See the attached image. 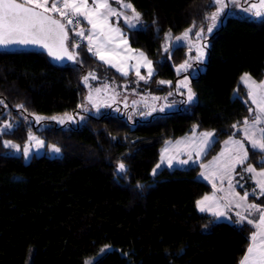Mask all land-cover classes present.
<instances>
[{"label":"trees","instance_id":"trees-1","mask_svg":"<svg viewBox=\"0 0 264 264\" xmlns=\"http://www.w3.org/2000/svg\"><path fill=\"white\" fill-rule=\"evenodd\" d=\"M123 1L141 17L138 28L121 26L154 68L139 83L148 93L166 96L184 75L177 67L189 64L192 50L180 45L166 52L165 34L205 25L213 0ZM68 31L72 51L78 37ZM207 44L208 60L192 79L195 101L146 119L108 112L49 128L30 127L20 116L76 113L90 83L138 76L120 74L89 52L86 42L75 49V61L55 60L39 49L0 47V124L11 114L20 118L9 133L17 143L24 144L36 130L62 151L25 161L0 138V264H240L252 225L218 221L200 212L195 201L214 191L199 178L200 165L226 138H242L238 128L256 115L241 77H264V20L225 15ZM89 73L96 79L89 77L86 86L83 77ZM194 126L215 136L200 163L163 167L153 176L162 146L192 133ZM121 162L126 173L117 172ZM246 163L264 167V153L248 146ZM252 198L264 207V196Z\"/></svg>","mask_w":264,"mask_h":264},{"label":"snow or ice","instance_id":"snow-or-ice-1","mask_svg":"<svg viewBox=\"0 0 264 264\" xmlns=\"http://www.w3.org/2000/svg\"><path fill=\"white\" fill-rule=\"evenodd\" d=\"M115 2L119 4L121 8L131 10L132 15L124 17V21L127 25L131 27L134 26L135 22H139L141 14L136 12L130 3L123 2V0H115ZM231 2L234 4L236 0H231ZM213 3L216 6V11L212 12L210 16L205 17L206 20L210 21L206 27V33L208 34L212 33L213 30L222 23V17L226 15L225 9L228 7L226 0H213ZM244 11H251L255 17L264 20V0H258V3H252L250 8H246ZM51 13H58L61 19L54 18ZM120 15H123V13L117 12L115 8L111 7L109 0H91V5L89 4V0H51L50 6L49 0H0V47L35 46L42 50H46L47 55L55 60H63L66 58L69 61H75L78 56L75 49L81 45L79 43H73L71 45L72 51L69 50V31L67 26L73 24L78 26L80 20L74 18L83 17L87 24L91 26L88 29V34L87 36L85 35V30L83 28L79 30L72 29L75 35L81 39H87L89 52L93 53V55L98 57L101 61L112 64L114 56H110L109 53H114L115 51L110 47L116 39L113 33L120 35L122 43L127 44V41L122 39L121 30L118 27H113L109 21V17ZM63 21H66V23ZM195 27L196 25L193 23L191 28L187 29L182 36H177L175 40L178 42L182 41L192 33V29ZM195 37L198 41H201L197 56L195 57L196 60L200 61L203 59V50L208 47L205 28L201 27L196 31ZM94 38L97 41L95 48L93 47ZM169 39H171L170 32L165 34V40L167 41ZM164 50L167 52L168 48L165 47ZM139 55L145 62L143 66L148 69V78H150L153 74L151 67L152 61L148 60L142 52ZM112 66L115 67L116 65L113 64ZM188 67H190V65L185 61V63L178 67L177 71L186 70ZM117 70L122 71L119 68ZM124 74L126 75L127 73ZM136 74L140 79H145L144 76H140L139 69H137ZM89 77L96 79L94 74L89 73V75L83 77L85 84H87ZM241 80L245 83L250 82L248 83V96L252 103L256 105V115L251 122H249L248 119L243 121V139H233L230 137L224 142L226 150L228 151L227 156L225 152L222 151L219 156L213 158L210 164L200 165L202 169L214 168L219 164L221 159L224 160L223 165L216 168L211 175L206 171H202L200 176L210 180L218 178L221 183L227 179V191L229 195L220 198L216 197V185L214 183L213 194L204 195L201 199L196 200L195 204L200 212L210 213L214 218H227L233 204L237 208L244 207L248 215L237 212L236 223L243 224L247 222L249 225H252L255 231L250 235L249 246L240 264H264V207L254 203H245L249 193L245 192L242 197L239 196V193L234 192L235 185L233 184V173L235 172L236 166H243L248 160V149L245 147V141L253 150L264 153V127H258V125H264V81L257 83L252 80L249 74H244ZM159 83L164 84L166 82L159 81ZM179 86L187 88V100L184 102H192L195 93L188 87L187 77H185V80L181 82ZM104 87L107 89L108 86L105 85ZM95 91L96 93H100L101 89L97 88ZM169 95H172V93L170 92ZM86 99L89 103L93 104L94 107L98 108L97 101L93 99L91 93H89ZM0 103H3V101H0ZM18 107L23 108V105H19ZM85 110L87 109L85 108ZM156 110L157 109L154 107L151 109L153 112ZM159 111L163 112L164 108L161 107ZM249 111L251 112L253 110L249 109ZM145 114L150 115L151 113ZM43 119L44 117H35L37 123ZM50 119L63 124L66 119L71 121L74 117L65 114L64 117L53 116ZM81 119H83V117H81ZM12 127L13 125L11 123H5L3 125L4 130L11 129ZM195 127L196 126H194V135L191 140L185 138V141L176 142L177 145L181 143L186 144L188 147V151L186 152L188 158L177 160L176 155L167 156L166 153L168 149L165 148L161 155V161L152 169L153 176L158 174V170L161 169L165 163L169 168L175 166L173 161H177L181 165L189 164L190 161L196 163V161L193 160V154L199 158L201 154L206 151L207 146L214 142V133L211 131L199 133V141L197 142L195 139ZM232 127L236 128L237 125L234 124ZM33 142L40 148L44 147V141L32 135H29L28 143H26L22 149L20 145L14 144L11 141H3V147L14 149L17 152L22 151L23 157L28 159L31 156L30 145ZM229 145L231 148H228ZM49 148L52 152H60V148L55 145H50ZM126 171L125 164L122 162L119 163L117 172L126 173ZM242 171L252 174L249 176V179L255 181L256 188L260 190V195H264V169L257 171L254 166L249 164L247 167H244ZM217 173H219L218 177ZM142 187V185H137L138 189ZM219 190L224 191L223 188ZM255 193L256 189L254 188L252 194L255 195ZM222 200L224 201L223 203H221ZM253 212L258 214L255 219L249 218ZM213 223H216L215 219ZM84 264H92V261H85Z\"/></svg>","mask_w":264,"mask_h":264},{"label":"rangeland","instance_id":"rangeland-1","mask_svg":"<svg viewBox=\"0 0 264 264\" xmlns=\"http://www.w3.org/2000/svg\"><path fill=\"white\" fill-rule=\"evenodd\" d=\"M226 3L228 4V7L225 9V13L228 16L258 18V17H255L251 11H249V12L244 11V9L250 8V5L252 3H258V0H236V3H234V4L231 2V0H226ZM50 4H51V0H49V6H50ZM215 11H216V6L212 12H215ZM124 15L125 16H131L132 12L131 11H125ZM223 17H225V15ZM223 17H222V20H223ZM77 19L80 20V27L75 25V29L79 30L80 28H83L85 30V35H86L88 29L84 23V20L82 19V17H79ZM209 23H210V21L208 20V22L205 25L197 27V28H193L192 33H190L189 36L186 37L185 39H183L182 41L178 42L175 40V38L177 36H182L187 29L184 32L179 33V34L174 35L171 33V39H169L167 41L165 40L167 48H171L173 46L184 45L187 48L192 50L190 52L191 56L189 59L190 67H188L186 70L179 71L181 73H184V75L181 78H179V80L177 81L175 89L171 88L170 92L172 93V95L168 94L165 96L162 94H154L151 92L148 93L149 91L145 87L140 85L139 81H141L142 79H140L139 76L135 80L121 81V82L117 81V80H111V81L108 80L106 82H101V83H98L96 85L95 84L92 85L90 83V87H88V89H87L86 97L89 95V93H91L93 96V99L97 101L98 108L94 107L93 104L89 103L85 97L84 103L81 105L78 112L66 113V114L72 115L74 117V119L71 121L66 119L65 123L60 124L57 121H54L50 118L49 119L44 118L39 123H37L35 120V117H37V115H34V116L21 115L20 118H22L23 121L26 122L27 125L30 127L33 125L34 128H35V126L41 127V128H49L50 126H52L54 124L56 126H63V125L69 126V125L77 124L78 122H83L84 120H86L89 115L98 116V115L105 114L108 112H112L113 114H119V115L126 116L128 119L134 121L135 119H146L154 113H159V112L162 113L161 111H159V109L161 107L164 108L163 112H170V111L178 110L180 108L181 102L184 100H187V88L180 87L179 85L181 84V82H183L185 80V77H187L188 87L191 88L192 92L194 93L193 86H192V79L198 75L200 69H203L205 67L204 64H206V62L208 60V49L207 48H205L203 50L204 55H203L202 60L198 61L195 59V57L197 56L198 49L200 47V43H201V41H198L197 38L195 37V32L198 31L201 27H204L205 28V34L208 37L213 32H215L221 25V23H220L219 27L215 28L212 33L208 34V33H206V27ZM112 26L115 27L113 24H112ZM127 26L129 28H138L140 26V20H139V22H135L134 26H131V27L129 25H127ZM115 37H116V35H115ZM77 40H78V43H80V44H83L85 42V39H80V37H78ZM96 43H97V41L94 38L93 44L96 45ZM110 47H112L113 49H117L114 44H112ZM197 62H200V64H198ZM177 69H178V67H177ZM140 76H142V75H140ZM143 76L145 77V79H143V81H147L148 76L147 75H143ZM251 78H252V80L256 81L257 83L264 81V77L260 81L254 79L252 76H251ZM242 83L246 86L247 91H248V83H250V82L245 83L244 81H242ZM88 85H89V82H87L86 86H88ZM105 85L108 86L107 89H105V87H104ZM97 88L101 89L100 93H96L95 89H97ZM113 97H114V99H113ZM193 101H195V96H194ZM188 103H191V102H188ZM253 106L256 109V105L253 104ZM153 107L157 109L154 112L151 111V109ZM85 108L87 110H85ZM6 110H7L6 113H8L9 109H6ZM149 112L151 113L150 115L145 114V113H149ZM64 116L65 115H63V116L57 115L56 117H64ZM81 117H83V119H81ZM20 118L19 119L12 118L11 114H8L7 118L2 119L3 122H2V124H0V138L2 140V144H3V141H11L14 144L20 145L21 149H22L23 146L26 143H28V139L24 144L17 143L9 135V133L13 131L15 125L18 124ZM253 119L249 120V122H251ZM5 123H11L13 125V127L11 129L4 130L3 125ZM258 127H264V125H258ZM242 128H243V125H242V127L240 126V128H238V130L241 131L243 134ZM29 135L35 136L36 138L43 140L44 141V147L40 148L39 146L35 145V143L33 142L30 145L31 156L28 159L24 158L25 161H29L33 155L46 154L49 156H60L62 154L61 149H60L59 153L52 152L49 148L50 145H55L56 147H59V146L56 144L46 143L45 140L40 136V133H38L36 130H34V131L30 130ZM193 135H194V133H192L191 135L187 134L185 136L178 137L174 140L167 141L161 148V155L164 152V149L167 148L168 149V152L166 153L167 156L176 155L177 160L187 159L188 157L186 155V152L188 151V147L186 146L185 143H181V144L177 145L176 142L177 141H185V138H188L189 140H191L193 138ZM195 139L197 142L199 141V134H197V131H195ZM214 140H215V138H214ZM212 144H213V142L207 146L206 151L204 153H202L199 158H197L195 156V154H193V160H195L196 163H192L190 161L189 164L181 165L177 161H173L175 166L172 168H188L190 166L199 164L202 157L208 151V149L210 148V146ZM181 150H183V151H181ZM10 151L15 153V154L23 155L22 151L17 152L11 148H10ZM160 161H161V159H160ZM203 164H205V163H203ZM164 166L167 167L166 163L161 167V169ZM224 186H225V184L220 183L219 189L223 188ZM219 189L217 190V192H215L216 197H218V198L226 197L225 193H223V191H220ZM210 195H212V194H210ZM239 196H241V195H239ZM229 198H231V197H229ZM223 202L224 201L222 200L221 203H223ZM236 213H237V211L234 210V208L232 206V209L228 213L227 218H215V219L218 221H230V222L236 223V219H237ZM240 213H242L244 215H248V213L245 212L244 210H243V212H240ZM256 216H257V213L253 212L249 216V218L255 219Z\"/></svg>","mask_w":264,"mask_h":264},{"label":"crops","instance_id":"crops-1","mask_svg":"<svg viewBox=\"0 0 264 264\" xmlns=\"http://www.w3.org/2000/svg\"><path fill=\"white\" fill-rule=\"evenodd\" d=\"M109 3L111 5V7L115 8L117 10V12L123 13V15H120V16H111V17H109V21H110L111 24H113L115 27H118L121 30L122 39L123 40H126L127 41V44L122 43V40H121V36L120 35L113 33V36L116 35V39H115V41H114L113 44L116 46L117 49H114L115 50L114 53H109V55L110 56H114V59L112 60V64H109V65H108V63H105L104 61H102V62H104L108 66L111 65V67H113L116 71H118L117 70L118 68L121 69L122 71H118V72L120 74H122V75H125L124 73H127L125 76L129 75L132 72L135 75H137L136 74L137 73V69H139L140 75H142V76L143 75H147L148 76V69L143 66L145 62H144L143 58H141L140 55H139L142 52L147 57L146 53L144 51H142L141 49L136 48V47H133L131 45V43H130V41L128 39V35L126 33V30L121 26V23H123L126 27H128L125 24V22H124V17H125L124 12L125 11H130V10L121 8L120 5L115 2V0H109ZM89 4L91 5V0H89ZM54 14L58 15V13H54ZM82 19H83V17H82ZM84 23L87 26V29H89L91 27L90 25L87 24V22L85 20H84ZM130 29H132V28H130ZM87 34H88V30H87ZM87 34H86V36H87ZM85 42L88 45L87 39H85ZM95 46L96 45L93 44V47L94 48H95ZM148 60H150V59L148 58ZM113 64H115L116 66L115 67L112 66ZM151 67H152L153 74H154L153 65H151ZM203 132H207V131H203ZM192 133H190L189 135H191ZM199 133H201V132L200 131H197V134H199ZM183 136H185V135H183ZM180 137H182V136H180ZM230 137H232L233 139H243V137L242 138H238V137H235V136H230ZM230 137L226 138L224 140V142L227 141ZM214 138H215V136H214ZM224 142L222 143V146H221L220 150L218 151V153L216 155H214L210 160H208L207 162H205V164H203V165L210 164V162L213 160V158L219 156V154L222 151L225 152V155L226 156L228 155V151L226 150V146H225V143ZM248 146H250V145L245 141V147L247 149H248ZM228 148H231V146L229 145ZM223 163H224V160L221 159V161L219 162V164L217 166H215L214 168H208V169H202V168H200L199 174H198L199 178L201 177L200 176V173L202 171H206L209 175H211V173L213 171H215L216 168L221 167L223 165ZM248 165L249 164H247L245 162V164L243 166H240V165H237L236 166L235 172L233 173V184L235 185L234 192L239 193V195H241V197L244 195L245 192H248L249 195H248L247 201L245 203H247V204H253L254 203V204H257V205H260L261 207H263L262 204L256 203V201L254 200V198H252L253 196L254 197H263L264 196V195H260V191L258 190V188H256L255 181L253 179H249V176L252 175V174L242 171V169L244 167H247ZM250 165H252V164H250ZM252 166H254V165H252ZM164 167H166V166H164ZM254 167L256 168L257 171H260V170L264 169V167H262V168H258L256 166H254ZM218 176H219V173H217V177ZM201 179H203L205 181H208L211 184H214L215 183V185H216L215 192H217V190L220 187V183H221V181L218 178H213V179L210 180V179H204L203 177H201ZM248 180H250L252 182V185H254V186H252L250 183L248 184L247 183ZM221 184H225V186L223 187V189H224L223 193H225L226 196L229 195L228 194V191H227L228 190L227 179H225L223 181V183H221ZM254 188L256 189L255 195L252 194ZM213 192L210 193V194H213ZM210 194H207V195H210ZM233 208L237 212H243V210L245 211V208L244 207L237 208V207H235L234 204H233ZM253 231H255V229H253Z\"/></svg>","mask_w":264,"mask_h":264},{"label":"water","instance_id":"water-1","mask_svg":"<svg viewBox=\"0 0 264 264\" xmlns=\"http://www.w3.org/2000/svg\"><path fill=\"white\" fill-rule=\"evenodd\" d=\"M51 15H53L54 18L61 19L60 17H58V16H57L56 14H54V13H51ZM63 22H64V21H63ZM67 28H68V27H67ZM5 48H8V49H39V50H42L41 48H39V47H35V46H10V47H5ZM42 51H44V52L47 53L46 50H42ZM53 59H54V58H53ZM63 60H66V58L63 59ZM59 61H62V60H59Z\"/></svg>","mask_w":264,"mask_h":264},{"label":"built area","instance_id":"built-area-1","mask_svg":"<svg viewBox=\"0 0 264 264\" xmlns=\"http://www.w3.org/2000/svg\"><path fill=\"white\" fill-rule=\"evenodd\" d=\"M58 17H60L59 15H57ZM61 18V17H60ZM74 19H77V18H74ZM65 23H66V21H64ZM75 25L76 24H73V25H71V26H67L68 28H70L71 30L72 29H75ZM79 27H80V24L78 25ZM73 31V30H72ZM74 32V31H73ZM81 39V38H80ZM82 41V40H81Z\"/></svg>","mask_w":264,"mask_h":264}]
</instances>
